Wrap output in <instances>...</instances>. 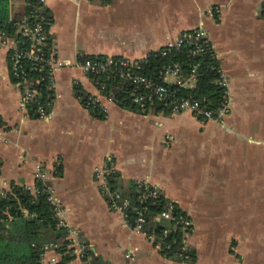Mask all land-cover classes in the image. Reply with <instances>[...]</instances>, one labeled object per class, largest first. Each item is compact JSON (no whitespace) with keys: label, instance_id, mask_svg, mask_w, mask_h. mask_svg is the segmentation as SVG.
<instances>
[{"label":"crops","instance_id":"1","mask_svg":"<svg viewBox=\"0 0 264 264\" xmlns=\"http://www.w3.org/2000/svg\"><path fill=\"white\" fill-rule=\"evenodd\" d=\"M25 4L8 0L9 19L19 22ZM40 6L61 66L52 73L48 117H30L0 46V190L9 183L31 188L35 170L44 173L72 232L74 257L66 264H88L85 246L108 264H190L161 255L144 227L131 228L109 208L96 177L108 157L111 185L122 196L130 183H145L189 219L183 242L194 252L191 264H264V0H42ZM194 28L204 31L227 82L228 111L218 120L121 107L76 65L82 55L140 58ZM73 83L94 97L102 118L78 102ZM52 256L58 258L54 249L45 251L43 261Z\"/></svg>","mask_w":264,"mask_h":264},{"label":"trees","instance_id":"2","mask_svg":"<svg viewBox=\"0 0 264 264\" xmlns=\"http://www.w3.org/2000/svg\"><path fill=\"white\" fill-rule=\"evenodd\" d=\"M100 4L109 3L111 0H97ZM34 8H38V12L44 17L45 28L47 30L50 18L46 15V11L37 4L36 0H26L23 7V14L27 16ZM16 20H10L8 17V0H0V31L12 36L14 39L23 40L24 38L15 32ZM47 46H50V40L47 33ZM208 44V42H207ZM209 45V44H208ZM188 45H183L178 50L170 51L166 56H160L158 51L149 52L146 62L142 65V73L147 77L158 81L156 77L157 69L171 61H178L182 67L183 74L186 75L189 65L196 63L194 74V87L192 90L179 89V93H192L197 98H204L209 102V106H215L221 100V87L215 83L217 77L216 67H218L217 59L210 56L212 49L209 48L202 54L188 56ZM8 59L10 55L8 53ZM91 55H82L81 57H90ZM9 74L10 73V59ZM25 68L26 77L33 82V87L37 91L35 101L26 105V113L30 117H38L35 112L36 105H41L46 111H49L53 98L52 90L44 77L46 71L42 69H28L29 61H22ZM38 79L35 83L34 80ZM101 79L105 82L106 90L112 92L121 107L129 110L139 111L137 105L130 101L129 94L132 92V85L124 83L122 86L116 80L105 78ZM16 83L17 80L11 77ZM73 93L78 102L85 107L89 113L97 118H102L103 114L96 103H88V95L82 90L77 83L72 85ZM136 91V90H135ZM152 109L160 110L159 105H155ZM165 112V111H164ZM44 184L36 181L34 187L36 192H31L23 185L9 183L7 189L0 190V264H41V252L45 243L55 245L54 252L58 254V258L54 264H66L74 257L73 247L67 239L68 230L65 226H61L57 222L54 215L53 206L46 200V192L42 190ZM141 186L130 183L127 189L126 198L129 200V207L126 210L125 221L131 227L134 217V207L146 206L147 216L143 225L147 234H151L153 242L160 246V253L168 259H175L187 263L194 261V252L183 245L184 231L182 229L181 218H187L184 213L174 204L171 203L169 219L157 217L158 213L166 209L169 201L157 196L154 199H147L140 202L138 194ZM165 231V232H164ZM82 259L89 257L88 264H108L101 260L98 256L91 254L86 248H82Z\"/></svg>","mask_w":264,"mask_h":264},{"label":"built area","instance_id":"3","mask_svg":"<svg viewBox=\"0 0 264 264\" xmlns=\"http://www.w3.org/2000/svg\"><path fill=\"white\" fill-rule=\"evenodd\" d=\"M36 2L40 5L42 0H36ZM15 32L24 39L20 41L0 32V46L6 47L10 55L11 77L17 80L16 85L20 92V105L26 110V105L35 101L37 91L33 87V82L26 77L22 61H29L28 69L37 68L40 70L44 68L46 74L39 79H46L50 88H52V73L61 66V62L55 58L51 46H47L45 20L38 12V8H34L27 16H24L16 23ZM183 45H188L187 53L190 57L202 54L209 48L204 31L200 28H194L181 31L174 38L167 40L161 47L151 51H158L160 56H166L170 51L178 50ZM149 52L140 58H126L119 55H91L84 58L79 56L77 57L76 65L89 77L99 93L105 95L116 104L118 101L112 97L111 91L106 90L105 82L101 79L102 75L105 78L116 80L119 86H122L124 83L132 85V92L129 94L130 101L140 109H145L146 107L153 108L155 105H159L161 111L167 113L187 111L193 117L201 120H218L226 115L228 111L227 82L219 65L216 67L217 77L215 78V83L221 87V100L215 106L210 107L209 102L204 98H197L190 92L181 94L178 91L179 89L192 90L194 87L196 63L190 64L188 72L184 75L178 61L168 62L157 69L155 74L158 81H156L142 73V65L146 62ZM210 56L216 59L213 51ZM168 77L171 79H168ZM37 81L38 79L34 80L35 83ZM87 99L89 101L87 104L96 103L99 107L93 96L88 95ZM35 112L38 117H48V111L39 104L36 105ZM114 172L113 163L107 157L96 168V177L100 180L101 186L107 194L109 208L121 213L125 219L129 200L111 185V178L114 176ZM34 178L36 181L44 184L42 190L47 194L46 200L53 206L58 224L65 226L60 216L61 208L53 199L49 186L44 183V173L36 169ZM138 186H141V191L138 194L140 202L159 196L157 189L153 186L146 185L145 183L138 184ZM28 189L31 192H36L34 186ZM170 209L171 202H168L166 209L160 211L157 217L169 219L171 217ZM146 216V206L134 207L133 225L131 228L141 230ZM181 223L183 230L189 229L191 226L188 218H181ZM146 237L148 239L153 238L151 234H147ZM67 239L71 245L73 240L70 230H68ZM54 247L55 245L50 242L43 245L40 258L41 264H54L56 262L55 256L49 257L46 262L43 261L44 252L54 249ZM78 251H81V248Z\"/></svg>","mask_w":264,"mask_h":264},{"label":"rangeland","instance_id":"4","mask_svg":"<svg viewBox=\"0 0 264 264\" xmlns=\"http://www.w3.org/2000/svg\"><path fill=\"white\" fill-rule=\"evenodd\" d=\"M168 79H170V77H168Z\"/></svg>","mask_w":264,"mask_h":264}]
</instances>
